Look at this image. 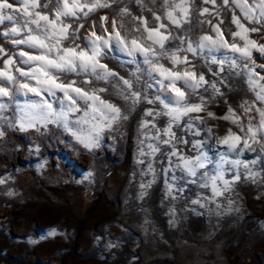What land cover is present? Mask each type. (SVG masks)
<instances>
[{
  "label": "rangeland",
  "instance_id": "1",
  "mask_svg": "<svg viewBox=\"0 0 264 264\" xmlns=\"http://www.w3.org/2000/svg\"><path fill=\"white\" fill-rule=\"evenodd\" d=\"M183 2L191 4L189 22L180 28L168 25V31L172 37L184 38L185 43L170 38L166 49L184 48L189 39L195 43L202 35L216 38L218 33L228 43L243 44L239 37H233L239 29L232 16L241 17V13L232 0L227 6L223 0ZM124 7L130 15L119 14ZM165 10L164 0H117L109 8L74 21L72 27L83 24L79 35L84 37L96 23L99 33L104 23L101 17L108 16L106 26L116 20L117 30L131 39L143 31L140 18L148 20L149 28L161 22L167 25L166 18L156 21L153 16ZM241 22L248 28H259L250 32L249 38L264 45V27L242 17ZM8 25L6 21L0 28L7 30ZM4 46L10 48V42ZM252 51V61L258 66L255 79L259 80L264 76V68L259 67L264 65V55ZM184 55L191 61L187 67L194 66L209 83L194 93L182 88L189 103L203 100V110L182 116L179 125L173 124L176 139L170 144L162 142L169 139L163 132L169 117L146 115L148 110L162 113L166 109L158 101L148 104L143 97L164 98L172 93L167 88L159 90V76L147 75L148 66L139 54L133 63L131 57L114 49L102 61L118 76L133 80L134 89L142 94L139 103L133 105L119 95L126 89L122 82L115 83L118 77L109 83L93 79L84 85L107 89L99 93L101 98L127 116L110 128L98 113H90L87 123H76L84 117L83 108L67 116V126L63 120L45 123L34 119L31 127L21 128L25 104L39 102V98L32 94H17L14 100L0 98L8 105L0 112V264H264V140L247 132L249 126L260 123L257 109L264 110V102L256 95L264 81L250 86L242 64L229 68L225 63L220 71L219 63H212V59L219 62L233 56L227 49L196 56L180 52ZM235 58L240 63L238 54ZM159 63L171 68L163 56ZM138 66L140 80L136 83L133 73ZM185 67L181 64L178 70ZM76 79L79 84L85 77ZM149 83L152 88H147ZM212 83L219 88L218 93ZM182 84L177 82L178 87ZM53 108L61 111L58 102ZM188 124H192L191 129ZM97 131V143L91 147H85L73 134L87 137ZM230 133L239 136L241 143L247 140L250 147L231 151L221 143ZM196 144L200 147L195 148ZM149 145L159 150L153 151ZM174 150L177 156L172 155ZM180 156H199L205 167L190 176L177 166ZM69 158L74 161L71 167L65 163ZM221 174L230 181V188L214 196L211 182ZM236 175L240 179H235ZM217 186L223 189L221 182Z\"/></svg>",
  "mask_w": 264,
  "mask_h": 264
},
{
  "label": "snow or ice",
  "instance_id": "2",
  "mask_svg": "<svg viewBox=\"0 0 264 264\" xmlns=\"http://www.w3.org/2000/svg\"><path fill=\"white\" fill-rule=\"evenodd\" d=\"M116 2L117 0H111V2L110 0H0V26L5 25L6 21L9 22L7 30L0 28V54L6 57L0 59V65H2L0 67V98L8 97L10 100H14L17 94L25 97L32 94L39 98V102L25 104L21 115V128L31 127L34 119L43 120L45 123L63 120L67 126L69 123L67 116L80 112L82 108L84 117L76 121L78 124L87 123L86 118L90 113H98L104 118L105 124L109 128L112 123L120 119H127L126 115H122L120 107L102 99L99 95L107 89L84 87L93 79L109 83L113 78L118 77L115 83L122 82L126 89L122 90L119 95L123 96L125 100H131L133 105L141 101L142 94L134 89L133 80L118 76V73L102 62L114 49L131 57L133 63L136 62L137 54L143 57V64L148 66L147 75L151 77L152 73H156L159 76V79L156 80L159 90L167 88L172 93L171 96H164V98L161 95H156L154 98L147 95L143 97L148 104H155L158 101L166 109L162 113H154L152 110H148L146 113L147 116L152 117L160 115L169 117L167 127L163 129L164 134L169 137L168 140L162 141L165 144H170L176 139V134L172 131L173 124L179 125L182 116L203 110V100L200 103H189L182 88L190 89L194 93L209 83L205 80L204 74L196 73L194 66L187 67L191 61L187 55L181 57L180 52L196 56L204 51L213 52L227 49L234 55L219 62L212 59V63H219L220 71L224 70L225 63L229 65V68H237L242 64L250 86L255 87L260 84V81H264V76H260L259 80L255 79L258 75L255 68L258 66L252 61V50L255 49L264 55V45H258L255 40L249 38V33L256 32L259 28H248L241 22L242 17L244 21L264 27V0H251V2L249 0H232L241 13V17L235 13L232 16V22L239 29L233 33V37H239L243 44L228 43L223 39L222 34L218 33L216 38L211 35H202L195 43L189 39L184 48H176L171 51L166 49L165 44L170 38L180 39L182 45L185 43L184 38L172 37V33L168 31V25L180 28L190 20L191 4L183 2V0L181 3H169V0H164L165 12L162 15L153 13V16L156 21L166 18L168 24L161 22L158 26L149 28L148 20L140 18L143 31L141 32V29L137 27L136 31L141 32V35L131 39L117 30L116 20H112L110 26H106L109 20L108 16L101 17V21L104 23L100 26L99 33L96 30V23L84 37L79 35V29L83 27V24H79L76 28L72 27L74 21L88 17L99 9L109 8ZM136 2L141 3V0H136ZM207 2L208 0H205V3ZM223 3L227 6L229 0H223ZM203 11L207 12L208 9L205 8ZM119 14L123 16L131 13L128 8L124 7ZM120 28L123 29L122 22ZM9 42L11 47L6 49L4 45ZM237 54L240 63L235 58ZM162 56L169 60L171 68L159 63ZM250 61L252 62L251 66ZM181 64L186 66L183 71L178 70V66ZM259 67L264 68V65ZM139 71L138 66L136 73H133L136 83H139L140 80L137 75ZM218 74L216 73V75ZM81 76L85 79L78 84L76 77ZM178 81H183L182 86H177ZM221 82H223L222 78ZM210 86L215 92H219L215 83ZM147 88H152V84H147ZM57 93L62 95L58 96ZM46 97L54 99L49 101ZM256 99L264 102V86H261V91L257 93ZM55 102L61 106L59 113L53 108ZM7 107L8 105L0 102V112H3ZM257 111L260 113V123L256 127L249 126L247 132L251 133L253 137L259 134L260 139L264 140V110L257 109ZM209 115L212 114L209 113ZM229 118L230 116L225 117V119ZM144 126L147 127V122ZM93 127L98 126L93 125ZM188 128L191 129L192 124H188ZM73 134L85 147H91L97 143L99 131L95 135L87 137L77 135L75 132ZM221 143L228 145L231 151H238L241 147H250L247 140L241 143L240 137L235 136L234 133H230L229 137H225ZM149 147L153 151L159 150L152 145ZM194 147L199 148L200 145L196 144ZM141 154L143 155V153ZM172 155L177 156V152L174 150ZM178 159L181 163L177 166L182 167L190 176H195L198 168L205 167L199 156L195 159L180 156ZM65 163L66 166L71 167L74 161L69 158ZM235 164L239 165L240 161H235ZM235 179H240L239 175H236ZM218 182L223 184V189L217 186ZM211 187L213 195L219 196L223 191L229 190L230 181L225 180L221 174L213 177ZM169 191L171 192V188Z\"/></svg>",
  "mask_w": 264,
  "mask_h": 264
}]
</instances>
